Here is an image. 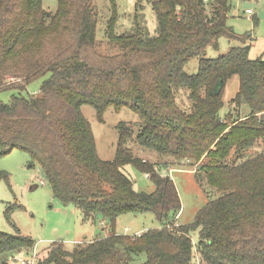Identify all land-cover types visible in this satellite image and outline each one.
Wrapping results in <instances>:
<instances>
[{"label": "trees", "instance_id": "16d2710c", "mask_svg": "<svg viewBox=\"0 0 264 264\" xmlns=\"http://www.w3.org/2000/svg\"><path fill=\"white\" fill-rule=\"evenodd\" d=\"M57 1L51 13L43 0H0V93L19 92L0 101V158L28 153L57 200L86 220L108 221L113 233L73 250L54 243L36 264H195V246L205 264H264V153L243 157L264 142V60H251V35L237 36L229 25L232 0H151L160 28L155 38L117 34L111 0L104 51L92 0ZM222 37L241 46L208 58ZM196 59L198 73L190 75L186 67ZM235 76L239 92L222 117L226 85ZM42 79L37 94L20 93ZM181 88L189 91V112L178 103ZM84 105L101 122L110 108L140 117L137 135L129 124L118 126L113 161L99 157ZM133 141L168 160L136 156ZM184 161L219 193L190 225L180 224L183 205L170 176ZM129 165L148 176L153 193L135 190L123 171ZM7 178L0 171V182ZM147 213L159 227L116 232L119 217ZM36 244L19 231H0V264L29 255Z\"/></svg>", "mask_w": 264, "mask_h": 264}, {"label": "rangeland", "instance_id": "374dc122", "mask_svg": "<svg viewBox=\"0 0 264 264\" xmlns=\"http://www.w3.org/2000/svg\"><path fill=\"white\" fill-rule=\"evenodd\" d=\"M115 5L118 15L115 24L117 34L140 35L144 38H155L159 35L160 28L151 0H115ZM92 6L95 8V13L99 15L97 38L100 49L104 51L106 47L105 30L113 15V3L111 0H92ZM232 6L229 25L232 26L237 36L251 35L249 58L264 60V0H232ZM43 7L47 12L56 13L58 1L43 0ZM238 46L241 44L222 37L217 49L211 47L208 50L207 57L219 58L229 49ZM198 69L199 60L196 59L187 65L186 72L196 75ZM43 80L31 83L25 92L20 93L25 97L37 94ZM9 82H14V78H11ZM239 87L238 76L233 77L227 83L224 93L225 107L221 111L222 117L229 110L231 101L239 92ZM18 93L16 90L3 91L0 93V101L8 103L12 96ZM177 97L180 107L189 112L192 109L189 91L181 88ZM82 111L92 126L98 155L104 161H113L116 156L120 136L118 126L121 123L129 124L135 135L141 130L140 117L128 108H123L121 111L108 109L103 122L99 121L97 111L93 106L84 105ZM241 111L243 115L251 112L247 104L242 106ZM130 148L136 156L151 160L156 164L168 160L154 151L143 149L135 141L130 143ZM261 153H264V142L247 151L243 157L250 159ZM176 167L177 169L170 171V176L176 184L183 205L180 223L190 225L195 222L198 212L209 201L218 197L219 193L194 174L197 167L189 162H181ZM0 171L8 177L0 182V231L12 235L19 231L22 236L32 238L37 242L35 248L42 259L47 257L49 248L54 243L62 244L64 248L73 250L76 246L86 243L75 244L79 241H90L103 236L107 237L113 233L108 221L101 218L95 221L86 220L79 209L74 206H64L57 200L50 185L44 179L40 164L34 162L28 153L14 150L11 154L1 157ZM123 171L134 181L136 191L153 193L156 190L148 176L135 167L126 166ZM10 207L13 210L8 220L7 211ZM135 216L127 214L119 217L116 232L131 235L136 231L159 227V222L152 213L139 215L138 218ZM192 240L194 246L197 245L199 240L197 233L192 234ZM196 249L194 248V253ZM33 251L29 255L25 253L19 255L11 260L10 264H21L22 259L31 258Z\"/></svg>", "mask_w": 264, "mask_h": 264}, {"label": "built area", "instance_id": "2783aa9c", "mask_svg": "<svg viewBox=\"0 0 264 264\" xmlns=\"http://www.w3.org/2000/svg\"><path fill=\"white\" fill-rule=\"evenodd\" d=\"M195 248L197 247L195 246ZM39 259H42L41 255L37 252V249L35 248L31 258L28 257L27 259H22L21 264H36ZM195 264H205L202 262V259L197 249L195 250Z\"/></svg>", "mask_w": 264, "mask_h": 264}, {"label": "crops", "instance_id": "0c3cea01", "mask_svg": "<svg viewBox=\"0 0 264 264\" xmlns=\"http://www.w3.org/2000/svg\"><path fill=\"white\" fill-rule=\"evenodd\" d=\"M248 45H251V43L249 42L246 46H248ZM172 171V170H171ZM139 217V215H136L135 216V218H138ZM180 218H181V216H180ZM180 220V219H179ZM181 224V223H180ZM144 231H146V229H143V230H140V231H136L135 233H133V234H131V235H138V234H141L142 232H144ZM104 237V236H103ZM103 237H101V238H103ZM97 239H100V238H96V239H94V240H97ZM94 240H86V241H79V242H77V243H75V244H81V243H83V242H91V241H94ZM52 241H56V240H52Z\"/></svg>", "mask_w": 264, "mask_h": 264}]
</instances>
